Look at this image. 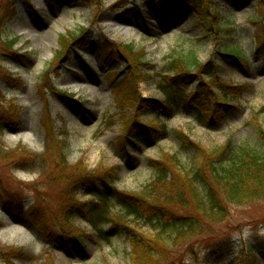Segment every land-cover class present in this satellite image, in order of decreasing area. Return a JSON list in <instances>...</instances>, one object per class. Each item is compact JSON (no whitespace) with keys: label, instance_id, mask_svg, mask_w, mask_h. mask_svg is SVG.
Segmentation results:
<instances>
[{"label":"rangeland","instance_id":"374dc122","mask_svg":"<svg viewBox=\"0 0 264 264\" xmlns=\"http://www.w3.org/2000/svg\"><path fill=\"white\" fill-rule=\"evenodd\" d=\"M186 1L0 0V8L11 15L4 20L2 39H19L16 56L0 61L11 74L0 72V264H130L123 228L110 222L120 209L117 192L148 195L149 204L192 215L191 207L157 198L171 190L155 185L154 162L175 157L178 165L170 172L182 181L201 163L199 150L211 153L228 143L263 148L264 0H214L215 13L228 24L222 42L204 35L197 10ZM71 34L81 36L65 54L61 39ZM121 45L132 46L141 59L140 80L119 57ZM224 46L245 55L244 64L219 56ZM191 53L201 65L214 66L231 94L223 99L218 90L209 91L212 112L200 121L181 94L200 96L208 82L201 71L191 70L179 94L165 75L176 56ZM166 93L170 105L164 104ZM119 101L129 105L124 112ZM126 120L147 131L164 126L166 135L127 144L121 133ZM51 137L63 144L71 168L61 179L51 158L43 164L39 157ZM74 169L85 172L81 176L92 174L74 197L106 239L79 210L62 230L60 209L71 200L64 194ZM102 196L109 198L108 216ZM124 223L137 234L152 233L142 222ZM208 230L192 255L185 249L171 264H264V200L230 207L226 220ZM75 236H81V244Z\"/></svg>","mask_w":264,"mask_h":264},{"label":"trees","instance_id":"16d2710c","mask_svg":"<svg viewBox=\"0 0 264 264\" xmlns=\"http://www.w3.org/2000/svg\"><path fill=\"white\" fill-rule=\"evenodd\" d=\"M186 2L197 10L198 25L203 30L204 35L211 36L215 40L222 42L220 37L226 33L228 24H225L226 20H223L215 13V1L187 0ZM8 17H11L8 14V9L3 11L0 8V58H2L0 61L4 59L5 55L16 56L14 47L19 40L18 38L12 40L2 39L4 20ZM262 23L264 25V22ZM80 36L71 34V36L62 37V51L64 53L67 52L73 42L79 41ZM256 46L261 48L260 43L256 44ZM118 55L125 58L128 69L132 70L133 76L140 80L138 64H141V59L136 60V52L133 47L121 45ZM218 55L226 58H235L241 64L245 62V55L233 47L224 46L220 48ZM122 57L121 59H123ZM212 68L214 69V66L201 65L196 56L191 53L188 56H176L165 71L166 79L170 81L169 87L175 90V94H179V87L186 84L190 73H192L191 70H200L205 79H207L208 82L205 83L200 96L193 95L188 98L181 94L182 99L186 102L190 100L192 103L193 108L191 109L196 114L198 121L202 119L204 113L212 112L209 99L207 98L212 95L208 93L209 91L218 90L222 94L223 99L231 95L226 88V84L219 80V76ZM0 72H3L4 77L11 78V74L7 73L1 66ZM166 96L167 99L164 104L170 105L171 94L168 96L166 93ZM148 102L154 101L149 100ZM155 104L154 109L158 116L161 113L160 104ZM218 105L228 108L225 103H218ZM118 106L121 112H124L129 105L126 102L121 103L119 101ZM137 113H139V109ZM170 113L171 110H167L165 114L169 116ZM121 126L122 137L127 144H132L133 142L147 144L152 142L151 140L155 138V135H166L164 126H160L158 130L147 127L149 130L147 131L146 128L137 125L134 120L121 121ZM50 139L52 142L47 143L44 154L39 157L43 158L42 161L45 160L43 164L49 162L47 157L51 158L50 160L60 174L57 176L61 179L66 177L62 175H65L71 168L66 161L63 144L59 140H54L53 137ZM261 139L263 148L260 151L249 145H240L234 148L231 143H228L222 150L211 153L199 150L202 156L201 163L192 175H185L182 181L173 177L170 172L171 169L177 168L178 163L175 157H165V160L152 164L155 167L157 176L155 185H164L171 190L163 197L157 198L164 201L165 198L169 197V200L166 201L173 202L174 205L182 209L191 207L195 214L180 216L171 213L157 203L149 204L147 202L148 195L146 198H135L129 194L117 192L116 197L120 209L117 216H111L110 222L113 225H121L123 228L130 247V264H166L169 258L171 259L169 262L171 264L178 260L179 255L185 253V249H188L192 255L198 239L209 235L208 229L213 225L224 222L228 217L230 207H244L264 200V136ZM185 140L187 141V139ZM226 151L229 152L227 158L224 156ZM40 169L42 174L46 172L43 167ZM51 172H53V168ZM83 173L85 172L74 169V172L67 176L70 181L66 185L64 197L66 199L71 197V200L60 209L62 230L66 231L65 229L69 228L74 212L79 210L84 215L85 221L91 226V229L99 233L102 239H106V233L99 230L90 219L87 220L85 204L75 201L74 195L78 186L88 182L91 178L90 175H92L86 173L85 176H81L80 174ZM74 174H79V177L72 178ZM93 177L95 178V176ZM104 183H107V181L104 180ZM101 199L104 205V215L108 216L107 201L109 198L102 196ZM125 220L134 223L142 222L152 233L149 235L137 234L131 230L128 223H124ZM74 238L77 243L81 244V236H75ZM248 257H250V254H248Z\"/></svg>","mask_w":264,"mask_h":264}]
</instances>
